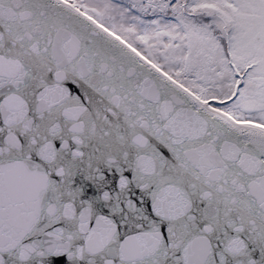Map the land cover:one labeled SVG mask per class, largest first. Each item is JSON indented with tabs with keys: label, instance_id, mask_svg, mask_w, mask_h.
I'll use <instances>...</instances> for the list:
<instances>
[{
	"label": "snow or ice",
	"instance_id": "1",
	"mask_svg": "<svg viewBox=\"0 0 264 264\" xmlns=\"http://www.w3.org/2000/svg\"><path fill=\"white\" fill-rule=\"evenodd\" d=\"M0 264H264V0H0Z\"/></svg>",
	"mask_w": 264,
	"mask_h": 264
}]
</instances>
